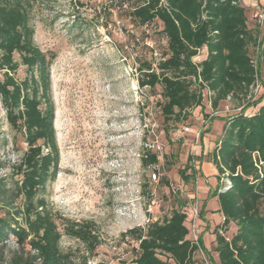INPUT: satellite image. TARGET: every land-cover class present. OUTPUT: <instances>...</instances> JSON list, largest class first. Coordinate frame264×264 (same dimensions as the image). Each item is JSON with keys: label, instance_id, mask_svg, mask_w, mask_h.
Segmentation results:
<instances>
[{"label": "rangeland", "instance_id": "rangeland-1", "mask_svg": "<svg viewBox=\"0 0 264 264\" xmlns=\"http://www.w3.org/2000/svg\"><path fill=\"white\" fill-rule=\"evenodd\" d=\"M26 1L35 43L53 58L51 95L60 160L44 196L63 233L61 250L70 255L73 264H133L137 242L124 237L123 232L145 226L164 210L179 208V200L190 207L197 201L191 197L196 191L205 212V219H201L209 220L214 228L222 215L217 196H209L210 189L218 186L217 174L210 172L213 167H198L195 181L188 182L179 170L187 166L189 156L195 157L197 166L204 160L196 154L202 145L201 134L212 131L217 137L223 118L238 113V106L247 105L245 112L253 114L264 103V58L258 45L251 48L260 68L257 93L223 100L214 109L213 94L205 88L202 105L191 109L187 120L167 119L160 106L161 85L150 89L138 83L141 62L152 61L156 66L159 53L166 47L159 20L138 25L131 18L130 8L142 0ZM258 17L253 15V28L259 29L260 44L264 22ZM15 58L20 65L11 74L21 82L27 76L26 66L18 54ZM5 78L0 69V81ZM185 126L192 131L185 132ZM148 148L159 155L155 166L142 164ZM26 149L19 121L11 123L0 93V216L15 214L22 204L16 197L19 177L14 172ZM154 172L157 179L152 177ZM18 219L22 222L21 217ZM69 219L94 221L102 244L88 252L82 241L64 233ZM236 228L229 224L224 236L230 239ZM34 253L28 244L22 251L16 237L9 234L0 244V264H10L20 254L28 258ZM199 258L204 260L202 254Z\"/></svg>", "mask_w": 264, "mask_h": 264}, {"label": "trees", "instance_id": "trees-1", "mask_svg": "<svg viewBox=\"0 0 264 264\" xmlns=\"http://www.w3.org/2000/svg\"><path fill=\"white\" fill-rule=\"evenodd\" d=\"M27 5L26 0H0V69L6 77L0 81V93L11 123L19 121L27 143L14 172L19 177L16 197L22 204L15 214L0 216V244L13 234L22 251L27 244L35 251L28 258L15 256L10 264H73L61 250L63 233L44 196L60 160L51 95L53 58L35 43ZM130 16L138 25L162 23L164 59L156 66L143 60L138 83L150 89L161 85L160 106L167 119L187 120L191 109L202 105L205 88L213 94L214 109L223 100L252 93L260 68L251 48L258 45L259 29L249 27L241 0H142L130 8ZM263 40L264 36L259 44L261 58ZM204 47L206 57L195 63L193 59ZM15 54L26 66L27 76L21 82L11 74L20 65ZM245 107L238 106V113L223 118L220 141L210 153L218 186L210 189L209 196H217L224 216L223 224L213 231L218 261L210 256L212 264H264V103L253 114H247ZM194 160L189 156L187 166L179 170L185 182L195 181L199 173ZM158 163V153L148 148L142 156L143 166ZM222 178L225 182L220 184ZM179 202V208L169 215L123 232L137 242L133 264H205L195 254L199 248L209 251L201 236L198 244L187 237L188 214L183 209L187 203ZM231 223L237 228L228 239L220 230L224 232ZM64 233L82 241L88 252L102 244L92 220L69 219Z\"/></svg>", "mask_w": 264, "mask_h": 264}, {"label": "crops", "instance_id": "crops-1", "mask_svg": "<svg viewBox=\"0 0 264 264\" xmlns=\"http://www.w3.org/2000/svg\"><path fill=\"white\" fill-rule=\"evenodd\" d=\"M241 3L243 6L246 7V14L248 17V25L250 28H253L255 26L253 15L256 14V16H259L264 11V0H241ZM257 19H260V18L258 17ZM202 51H203V54L201 56L199 55V58L201 57V60H203L206 57V47H204L202 49ZM214 120L212 121L211 124L214 123ZM222 123H223L222 129H221V131H218L219 135H217V137L212 133V131L206 132L204 134L202 141H201L202 145L200 147V150H198L199 152H196V154H201L203 156L204 160H201L200 164L198 166L195 164V167H197V168L199 167L202 170V168H204V166L210 165L211 167H213V170H210V172L214 173V174L218 173L216 166L210 161V159L209 160L206 159V155L208 153H211L214 150V148L217 146V144L219 143L220 136H221L222 130H223L224 120L222 121ZM203 174H207V173L203 172ZM208 174H210V173H208ZM196 182L198 183V180ZM197 190H198V185H197ZM191 197H194L197 199L196 203L199 202L200 209L203 211L202 216L199 215V217L195 220V225H196V231L199 234V237L200 236L202 237L203 242H204V246L209 251V253H206V255H208V257H210L212 255L213 259L215 261H218V253L213 250V246L215 245V238H216L213 231L217 225L223 224L224 216L221 213V215H222L221 222L217 223L214 228L211 227L209 220L205 221V220L201 219V218L205 219V212L200 205L199 191L193 192ZM192 204L193 203L191 202L190 207H184V208L188 209V211H186L188 215L191 214V209L195 205V203L193 205ZM162 213H163L162 215H160L158 217H153L152 219H149V220H156V219L163 217L165 215H169L170 211L164 210ZM187 224H188V226L190 225V223L188 221H187ZM232 229H233V227H231V230ZM187 237L190 239L192 237V234L189 232ZM200 255H201V252L198 250V252L195 254V258H199Z\"/></svg>", "mask_w": 264, "mask_h": 264}, {"label": "built area", "instance_id": "built-area-1", "mask_svg": "<svg viewBox=\"0 0 264 264\" xmlns=\"http://www.w3.org/2000/svg\"><path fill=\"white\" fill-rule=\"evenodd\" d=\"M259 18H262V21L264 22V11L259 15ZM257 48L259 49V44H258ZM159 59H164V58L162 57L161 53H159ZM193 61H194L195 63H198V62L201 61V60L199 59V54H198V56H196V57L193 59ZM254 63L256 64V61H255V60H254ZM260 87H261V85H260V82H259V80H258V76H257V80H256L254 86L252 87V93H253V94H254V93H257V91L260 89ZM184 130H185V132H191V131H192V128H191L190 126H185V127H184ZM197 135H198V137H199V133H198ZM152 177H153L154 179H157L158 174H157L156 172H154L153 175H152ZM225 188H227V184L224 185V186L222 187L221 190H223V189H225ZM192 198H194V197H192ZM199 214H200V206H199L197 203H195V205H194L193 208L191 209V214L188 215V222L190 223V225H189V226H190V227H189V230H190V233L192 234V237H191L190 239H191L192 241H194L196 244H198L199 234H198L197 231H196L195 220L199 217ZM148 221H149V220H148ZM220 232H221L222 234H224L223 230H220ZM199 251H200L201 254L203 255V259H204L203 262H204L205 264H211V263L209 262V260H208L209 257L206 255V252H205L202 248H199Z\"/></svg>", "mask_w": 264, "mask_h": 264}]
</instances>
